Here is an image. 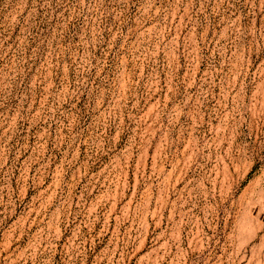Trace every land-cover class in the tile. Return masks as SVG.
<instances>
[{
    "label": "rangeland",
    "instance_id": "374dc122",
    "mask_svg": "<svg viewBox=\"0 0 264 264\" xmlns=\"http://www.w3.org/2000/svg\"><path fill=\"white\" fill-rule=\"evenodd\" d=\"M0 264H264V0H0Z\"/></svg>",
    "mask_w": 264,
    "mask_h": 264
}]
</instances>
